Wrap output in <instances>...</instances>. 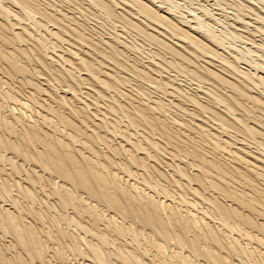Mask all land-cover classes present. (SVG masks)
Returning <instances> with one entry per match:
<instances>
[{
    "label": "bare ground",
    "instance_id": "bare-ground-1",
    "mask_svg": "<svg viewBox=\"0 0 264 264\" xmlns=\"http://www.w3.org/2000/svg\"><path fill=\"white\" fill-rule=\"evenodd\" d=\"M0 264H264V0H0Z\"/></svg>",
    "mask_w": 264,
    "mask_h": 264
}]
</instances>
